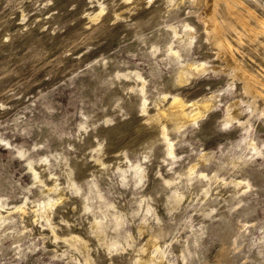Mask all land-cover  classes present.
<instances>
[{"label": "rangeland", "instance_id": "rangeland-1", "mask_svg": "<svg viewBox=\"0 0 264 264\" xmlns=\"http://www.w3.org/2000/svg\"><path fill=\"white\" fill-rule=\"evenodd\" d=\"M261 22L264 0H0V264H264Z\"/></svg>", "mask_w": 264, "mask_h": 264}, {"label": "bare ground", "instance_id": "bare-ground-1", "mask_svg": "<svg viewBox=\"0 0 264 264\" xmlns=\"http://www.w3.org/2000/svg\"><path fill=\"white\" fill-rule=\"evenodd\" d=\"M227 6H228V9H232L231 8V5L230 4H227ZM233 11H235V9H232ZM231 10V11H232ZM242 22V24H243V26L245 27V29H247L248 31H250L251 29H250V26H249V23H248V21L246 20V19H244V20H242L241 21ZM261 25H263V27H264V24L261 22ZM206 30V29H205ZM191 31V30H190ZM252 32V31H251ZM216 37H217V42H218V44H219V46H220V48H227V41H226V39L222 36V26H218V29H217V33H216ZM243 44V43H242ZM225 60V59H224ZM184 66V65H183ZM185 69V68H184ZM191 70V69H190ZM194 71V70H193ZM223 71V70H222ZM243 71V70H242ZM186 72V71H185ZM231 91V90H230ZM196 104L195 103H192L191 105H190V107H193L194 108V106H195ZM186 104H184L181 100H178V99H174L173 101H172V103H171V107H172V111L174 112V114L175 115H173V117L176 119V120H178V121H184V120H195L196 118L195 117H197L198 115H196L195 117L192 115L191 116V113L192 112H194L196 109H193V110H191V112H186L185 110H186ZM233 106H234V104H233ZM195 108H196V106H195ZM164 112V111H163ZM162 112V114H161V116L162 115H164V113ZM166 112V111H165ZM167 113V112H166ZM197 113V112H196ZM167 115H171V109L168 111V113H167ZM199 117V116H198ZM193 120V121H194ZM234 120V119H233ZM184 123V122H183ZM183 123H181V125L183 124ZM166 128V127H165Z\"/></svg>", "mask_w": 264, "mask_h": 264}]
</instances>
